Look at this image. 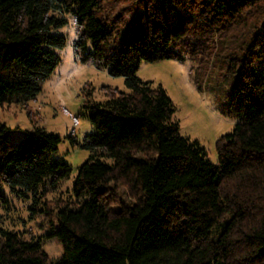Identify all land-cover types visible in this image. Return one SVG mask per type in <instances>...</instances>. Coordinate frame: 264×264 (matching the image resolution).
Wrapping results in <instances>:
<instances>
[{
	"label": "trees",
	"instance_id": "trees-1",
	"mask_svg": "<svg viewBox=\"0 0 264 264\" xmlns=\"http://www.w3.org/2000/svg\"><path fill=\"white\" fill-rule=\"evenodd\" d=\"M103 2L0 0V111L39 95L69 17L77 57L128 89L105 88V101L84 104L94 132L80 147L90 155L71 200L56 207L47 192L71 173L51 159L61 138L36 127L13 144L0 118L1 206L12 210L14 196L30 203L32 219L53 222L38 239L1 229L0 264H264V0H139L143 14L126 30ZM214 33L237 76L226 110L236 124L217 143V165L181 135L167 92L137 76L143 62L183 59L190 34L199 38L190 53L206 60ZM50 239L63 248L53 263L43 250Z\"/></svg>",
	"mask_w": 264,
	"mask_h": 264
},
{
	"label": "rangeland",
	"instance_id": "rangeland-1",
	"mask_svg": "<svg viewBox=\"0 0 264 264\" xmlns=\"http://www.w3.org/2000/svg\"><path fill=\"white\" fill-rule=\"evenodd\" d=\"M103 3V10L111 18L122 19L123 30L144 10L139 0H104ZM56 34L64 36L67 44L63 50H56L60 57L59 65L44 82L39 95L24 104H6L0 111L1 121L10 128L7 138L13 144L22 141L24 131L36 127L61 138L59 149L51 154V159L68 164L71 173L56 189L47 192L46 201L52 207L71 200L79 168L90 155L80 147L85 138L94 132L85 115L84 104L105 101L112 91L105 88L128 92L124 78L112 77L108 69L95 65L91 60L83 63L77 57L74 44L78 39V30L72 17H69L68 25ZM214 37L216 41L213 43L206 42L208 51H212L207 52L206 60L199 58L200 54L194 57L190 53V49L199 44V38L190 34L185 39L188 47L183 59L143 62L137 76L167 92L175 106V120L181 135L198 141L210 162L217 165V143L236 124L235 120L226 116V110L237 76L231 74L227 62L222 61L225 53H216L221 42L215 33ZM119 191L121 199L128 202L126 189L120 187ZM8 197L12 210L7 211L0 204V230L20 232L26 239L46 236L52 220L44 216L32 219L28 209L30 203L14 196ZM43 250L50 263L58 261L63 254L61 244L55 239L45 240Z\"/></svg>",
	"mask_w": 264,
	"mask_h": 264
}]
</instances>
